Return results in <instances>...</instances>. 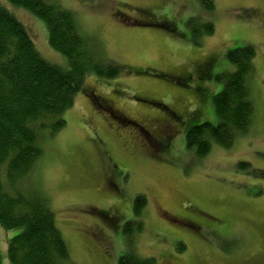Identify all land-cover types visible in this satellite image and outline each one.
Instances as JSON below:
<instances>
[{
    "label": "rangeland",
    "instance_id": "rangeland-1",
    "mask_svg": "<svg viewBox=\"0 0 264 264\" xmlns=\"http://www.w3.org/2000/svg\"><path fill=\"white\" fill-rule=\"evenodd\" d=\"M47 1L72 12L87 45L119 69L112 79L88 75L65 127L40 138L28 186L54 213L66 264H117L129 250L154 264H264V0H213L211 12L201 0ZM0 4L44 60L67 68L42 21ZM206 24L213 34L198 37ZM247 46L256 54L251 127L230 149L213 144L197 158L185 135L217 125V78L233 71L226 53ZM137 196L142 231L128 250L121 230ZM20 232L0 225L1 264Z\"/></svg>",
    "mask_w": 264,
    "mask_h": 264
},
{
    "label": "trees",
    "instance_id": "trees-1",
    "mask_svg": "<svg viewBox=\"0 0 264 264\" xmlns=\"http://www.w3.org/2000/svg\"><path fill=\"white\" fill-rule=\"evenodd\" d=\"M5 1L42 21L50 48L64 57L68 66L62 68L44 60L21 22L0 4V225L21 230L8 242L10 264H66L69 252L54 213L47 200L28 186L42 155L40 138H52L65 127L63 114L84 90L88 75L112 79L119 69L103 62L97 50L87 45L79 34L75 15L58 3ZM201 3L207 11L213 10V0ZM212 34V25L206 24L198 37ZM255 56L251 46L226 53L233 71L217 78L224 80L222 90L212 98L218 123L193 126L185 135L186 149L193 150L197 158L206 157L213 144L228 150L237 138L248 133L254 113L249 79L254 75ZM238 167L244 170L247 165ZM145 203L143 196L135 198L134 221L122 227L128 250L133 236L142 231L139 218ZM176 248L178 252L185 250L182 243ZM117 264H154V260H140L129 250Z\"/></svg>",
    "mask_w": 264,
    "mask_h": 264
}]
</instances>
